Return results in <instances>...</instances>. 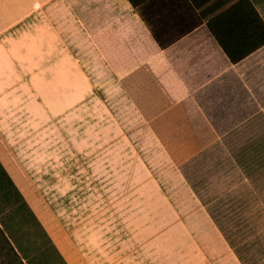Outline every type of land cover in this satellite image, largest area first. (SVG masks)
Wrapping results in <instances>:
<instances>
[{"label":"rangeland","instance_id":"rangeland-1","mask_svg":"<svg viewBox=\"0 0 264 264\" xmlns=\"http://www.w3.org/2000/svg\"><path fill=\"white\" fill-rule=\"evenodd\" d=\"M208 58L195 76L146 42L109 59L121 86L90 75L84 91L73 75L33 148L15 139L41 163L26 197L0 166V264H264V126L245 118L227 60Z\"/></svg>","mask_w":264,"mask_h":264},{"label":"crops","instance_id":"crops-1","mask_svg":"<svg viewBox=\"0 0 264 264\" xmlns=\"http://www.w3.org/2000/svg\"><path fill=\"white\" fill-rule=\"evenodd\" d=\"M250 1L264 21V0ZM146 42L154 40L129 0H0V166L24 197L25 181L32 178L27 172H39L41 163L34 149L23 154L27 159L22 158L15 139L20 134L33 148L31 141L40 138L33 125L41 122V110L55 116L51 108L56 105V93L72 91L73 75L82 79L84 91H89L90 75L112 77L114 85L121 86L109 59L132 58V44ZM58 61H70V66L58 67ZM226 66L225 71L232 69L236 74L241 107L252 110L244 113L245 118L264 126V46L238 64L227 61ZM200 69L196 63L184 73ZM197 71L195 76L202 74ZM92 91L99 109L106 113L102 97L97 96L100 87L92 84ZM132 116L143 124L146 139H153L151 120L134 100Z\"/></svg>","mask_w":264,"mask_h":264},{"label":"trees","instance_id":"trees-1","mask_svg":"<svg viewBox=\"0 0 264 264\" xmlns=\"http://www.w3.org/2000/svg\"><path fill=\"white\" fill-rule=\"evenodd\" d=\"M129 2L158 48L180 71L207 56L210 61L238 64L264 46V21L250 0Z\"/></svg>","mask_w":264,"mask_h":264}]
</instances>
